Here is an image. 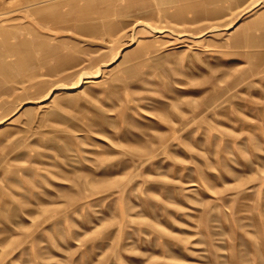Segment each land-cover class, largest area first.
I'll list each match as a JSON object with an SVG mask.
<instances>
[{
	"label": "rangeland",
	"instance_id": "rangeland-1",
	"mask_svg": "<svg viewBox=\"0 0 264 264\" xmlns=\"http://www.w3.org/2000/svg\"><path fill=\"white\" fill-rule=\"evenodd\" d=\"M0 264H264V0H0Z\"/></svg>",
	"mask_w": 264,
	"mask_h": 264
},
{
	"label": "bare ground",
	"instance_id": "bare-ground-1",
	"mask_svg": "<svg viewBox=\"0 0 264 264\" xmlns=\"http://www.w3.org/2000/svg\"><path fill=\"white\" fill-rule=\"evenodd\" d=\"M175 13H177V12H175ZM177 15H180V13H178ZM159 29L163 30L162 28H159Z\"/></svg>",
	"mask_w": 264,
	"mask_h": 264
}]
</instances>
